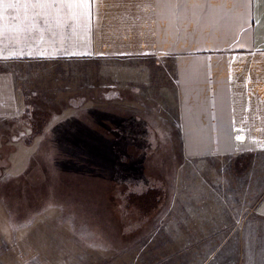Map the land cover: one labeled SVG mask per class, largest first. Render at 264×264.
<instances>
[{
    "label": "rangeland",
    "instance_id": "374dc122",
    "mask_svg": "<svg viewBox=\"0 0 264 264\" xmlns=\"http://www.w3.org/2000/svg\"><path fill=\"white\" fill-rule=\"evenodd\" d=\"M136 60L4 64L17 101L0 117V264H264V152L195 161L174 132L139 133Z\"/></svg>",
    "mask_w": 264,
    "mask_h": 264
},
{
    "label": "crops",
    "instance_id": "0c3cea01",
    "mask_svg": "<svg viewBox=\"0 0 264 264\" xmlns=\"http://www.w3.org/2000/svg\"><path fill=\"white\" fill-rule=\"evenodd\" d=\"M62 57L137 59L138 132L151 127L160 143L174 132L185 159L254 154V165L264 152V0H86L81 8L0 0V117L16 111L15 73L6 62ZM155 136L124 143L141 149ZM194 178L209 177L199 170ZM257 206L264 215V195Z\"/></svg>",
    "mask_w": 264,
    "mask_h": 264
},
{
    "label": "snow or ice",
    "instance_id": "6c2138e0",
    "mask_svg": "<svg viewBox=\"0 0 264 264\" xmlns=\"http://www.w3.org/2000/svg\"><path fill=\"white\" fill-rule=\"evenodd\" d=\"M17 3H23L25 4L26 6L29 4V3H32L34 4L35 6H44L45 4L49 7H52V8H56V7H60V6H65V7H68V8H71L73 6L77 7V8H81L83 7V4L86 2V0H80L79 3H67V0H16ZM12 6V5H10Z\"/></svg>",
    "mask_w": 264,
    "mask_h": 264
}]
</instances>
